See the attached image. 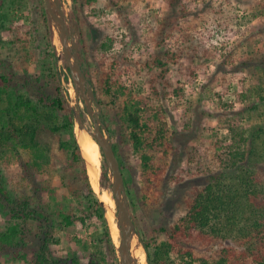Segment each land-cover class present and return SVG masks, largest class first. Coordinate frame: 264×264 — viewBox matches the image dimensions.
Wrapping results in <instances>:
<instances>
[{"label":"rangeland","instance_id":"1","mask_svg":"<svg viewBox=\"0 0 264 264\" xmlns=\"http://www.w3.org/2000/svg\"><path fill=\"white\" fill-rule=\"evenodd\" d=\"M60 2L72 24L78 54L94 81L99 129L110 140L124 182L132 188L129 208L132 200L143 239L154 254L169 241L167 231L185 216L206 181L222 172L227 178L237 174L231 165L234 153L248 152L251 141L264 149V0ZM46 10L45 0H0V88H6L0 93V131L8 125L3 132L9 133L11 108L28 100L33 107H21L12 119L20 129L41 125L36 148H24L21 139L11 143L0 137V173L9 190L19 194L31 187L20 160L33 159L43 165L38 181L47 180L56 189L48 195L51 204L61 199V210L77 211L84 198L67 190L77 172L69 152L61 148L67 133L52 132L64 118L57 121L46 109L61 89L75 110L74 132L81 148L80 132L88 143L95 141L86 132L96 134L99 108L93 104L90 113L82 94L77 102L75 83L65 69L60 25L49 12L46 22ZM66 40L71 46L70 38ZM78 109L85 130L80 128ZM141 141L142 147L137 144ZM42 153L45 157L38 158ZM146 155L154 159L152 164H146ZM99 156L98 169L85 161L91 186L106 205L113 240L119 244L115 194L101 184L106 163L101 149ZM256 179L264 185L263 173ZM4 225L0 218V230ZM104 232L99 219L88 220L83 227L76 224L59 232L62 244L55 249L64 257L75 252L81 264H87L90 254L99 258L106 252L105 243H100ZM219 248L203 251L199 258L213 260ZM15 258L7 255L2 264H27ZM134 258L136 264H149L142 246Z\"/></svg>","mask_w":264,"mask_h":264},{"label":"trees","instance_id":"2","mask_svg":"<svg viewBox=\"0 0 264 264\" xmlns=\"http://www.w3.org/2000/svg\"><path fill=\"white\" fill-rule=\"evenodd\" d=\"M45 19L46 22L49 21L47 10ZM48 27L52 40L51 25ZM81 38L86 45L85 36L82 35ZM79 57L82 59V68L87 79L93 84L92 75L85 67V59L81 54ZM64 64L68 75H71L70 67L65 60ZM3 80L6 84L10 82L7 79ZM5 89L0 88V93ZM57 92L59 96L51 101L46 110L57 116V121L60 117L64 118L62 124L52 127V132L67 133L66 141L61 144V148L69 152L77 170L72 183L67 185V190L71 195L84 200L80 202L77 211L61 210L63 207L59 202L61 199L51 204L48 195L55 194L56 189L47 180L38 181L36 175L41 173L43 165L33 159L20 160L23 177L31 183V187L23 189L19 194L9 190L0 173V218L5 222L0 230V264L5 262V256L10 254L16 257L15 259H23L27 264H81L82 258L75 252L67 257L57 253L55 247L62 244L58 234L76 224L83 227L88 220L93 219L103 221L105 232L100 243H105L106 252L99 258L95 254H90L87 264H106L109 259H111L109 264H120L117 247L105 218L106 210L91 186L87 163L76 140L73 125L75 110L61 89ZM96 99L99 102V99ZM32 104L33 102L28 100L15 104L16 108H11V115L8 118V122H11L9 133L3 132L9 128L8 125L0 131V137L4 141L14 143L21 139L19 144L24 148H36L41 129L39 122L20 129L16 125V120L12 119L19 116L18 110L21 107L27 106L29 109L33 107ZM145 104V107H149V102ZM136 125H139V120L136 121ZM164 131L165 134L166 130ZM257 138L258 135L252 139L255 141ZM137 144L142 147V141ZM149 145L153 147L152 143ZM255 146V142L251 141V149L248 152H236L232 155L235 160L231 165L237 170V174L227 178L228 173L222 172L206 181L203 190L187 205L185 216L173 228L166 230L169 241L163 247L158 246L154 254L150 251V244L143 239L138 224V211H135L136 205L130 200L131 216L138 234L141 235L149 264H264V185L256 179L259 173L264 174V149ZM37 157L43 159L45 154H38ZM143 159L146 164H152L154 160L148 155ZM244 163L247 169L243 166ZM101 184L103 188L112 189L106 163ZM125 187L128 189V197H131L132 188L127 181ZM188 189L187 185L185 190ZM44 201H48L47 204ZM219 245L220 248L215 252L216 258L213 260L199 258L201 252L213 250Z\"/></svg>","mask_w":264,"mask_h":264},{"label":"water","instance_id":"3","mask_svg":"<svg viewBox=\"0 0 264 264\" xmlns=\"http://www.w3.org/2000/svg\"><path fill=\"white\" fill-rule=\"evenodd\" d=\"M45 3L52 20L60 25L61 37L63 39V45H64L65 61L68 63V66L70 67L71 76L76 86L77 102L80 98V94H82L85 97L87 108L90 113L92 112L93 104H95L99 108L98 113H96V120L98 122L96 123V128H97L96 134L91 133L89 131L88 133L95 139L100 149L104 153L105 162L109 172V179L112 186V191L115 194V203L118 210L117 228L119 230V238H120L119 244H116V247H117V252L119 253L120 256L121 264H136V259L134 257L137 256L132 253V249H131L132 241L137 240L139 250L141 246L142 247L144 246L141 245L140 236L136 230V225L131 216L127 190L125 187L124 177L121 172L119 162L112 148L110 140L108 138H104L101 130L99 129V125H102L99 116L101 113L100 106L96 99V94L92 87V84L87 79L83 71L82 62L78 54L77 43L73 35L72 24L66 18L60 0H45ZM67 38H70L71 46L68 45L66 40ZM76 111L79 119L80 128L85 130L86 126L82 122L80 110L78 109ZM100 202L102 203V205L106 210V205L104 201L100 200Z\"/></svg>","mask_w":264,"mask_h":264},{"label":"bare ground","instance_id":"4","mask_svg":"<svg viewBox=\"0 0 264 264\" xmlns=\"http://www.w3.org/2000/svg\"><path fill=\"white\" fill-rule=\"evenodd\" d=\"M86 133L91 137V135L88 132H86ZM86 138H87V136L85 135V133H83V132L79 133V141H80L81 150H82L83 154L85 155V158H86L88 164L90 165V167L95 170V169H98V167L101 163L100 162V156H99L100 155V149H99V146L96 143V141L93 140L90 143H88ZM106 200H107V198H106ZM114 230H115V228H114ZM134 243H135V248H133ZM131 249H132V253L137 256L139 253V246H138L137 240L132 241ZM142 260H144L143 257H142Z\"/></svg>","mask_w":264,"mask_h":264}]
</instances>
